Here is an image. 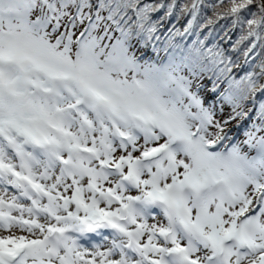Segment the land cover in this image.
<instances>
[{
  "label": "snow or ice",
  "instance_id": "snow-or-ice-1",
  "mask_svg": "<svg viewBox=\"0 0 264 264\" xmlns=\"http://www.w3.org/2000/svg\"><path fill=\"white\" fill-rule=\"evenodd\" d=\"M0 264H264V0H0Z\"/></svg>",
  "mask_w": 264,
  "mask_h": 264
}]
</instances>
